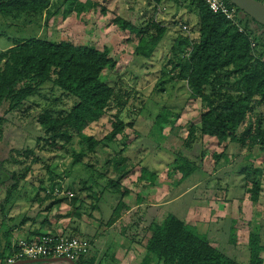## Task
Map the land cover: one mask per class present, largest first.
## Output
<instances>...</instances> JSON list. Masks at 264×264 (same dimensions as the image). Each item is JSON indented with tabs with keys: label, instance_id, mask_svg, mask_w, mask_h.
Here are the masks:
<instances>
[{
	"label": "trees",
	"instance_id": "obj_1",
	"mask_svg": "<svg viewBox=\"0 0 264 264\" xmlns=\"http://www.w3.org/2000/svg\"><path fill=\"white\" fill-rule=\"evenodd\" d=\"M188 2L197 18V36L194 40L182 36L177 45H171L161 70V82L165 80L164 83L170 82L172 86L183 82L188 97L199 99L202 104L198 128L191 126L188 130L190 136L193 130L198 132L191 143L202 142L204 136L215 138L219 144L229 138L228 142L239 147L248 146L247 149L251 150L257 146L264 150V26L257 23L259 26L254 24L256 28L252 29L248 21L254 20L249 16L245 21L241 19L240 26H237L222 14L213 13L202 0ZM149 4L152 11L165 4H176L178 8L182 6L180 0H150ZM91 9L107 16V7L98 0H0V37H5L10 43L0 50V144L4 142V129L9 117L24 105L32 103L34 97L43 94L50 98L51 103L60 102L63 98L71 103L66 109H54V106L40 111L38 123L42 135L36 138L39 147L8 146L0 161V186L5 187L0 204L2 215L12 206L20 182L26 183L31 167L45 159L41 154L44 151L54 153L55 157L67 156L70 167L80 163V168H69L67 171L71 180L68 185L76 178L73 173L76 171L84 179L78 192L85 193L80 198L81 204L85 199L91 210L96 207L95 203L103 191L124 195L129 192L121 188L119 181L129 174L134 161L120 151L108 154L101 169L97 167L99 160L96 156L99 151L108 153V145L126 126L133 127L144 107L143 100H138L141 96L122 80L111 86L101 79L102 72L115 65L109 48L97 49L69 41L55 42L37 32L41 21L45 26L60 11L63 17L74 13L79 18ZM152 19L149 16L143 22H135L117 14L111 23L127 31L129 38L136 35L135 54L149 59L169 29ZM150 29L153 33L146 39ZM184 48H189L188 54H185ZM168 115V109H161L153 117L151 128L161 130ZM170 123L175 124L174 121ZM101 126L105 128L103 133H89ZM108 126L110 129L107 130ZM188 143V138L182 141L184 146ZM173 150L179 162L175 170L181 173L178 182H182L199 167L196 161L180 155V150ZM205 154L206 149L202 148L200 155ZM220 156L228 162L224 153L213 154L216 160ZM248 156L249 153L246 158ZM109 165L116 178L108 176ZM215 165L218 166L219 162ZM251 167L248 163L240 173L245 174L246 183L251 182L252 201H255L261 191L262 174ZM47 171L50 190L43 188L46 193L36 195L37 205L23 216L18 225L25 234L24 239L45 234L41 229L50 226L53 207L63 202L61 197L53 195L58 183L52 179V172ZM143 173L140 178H147L146 172ZM148 176L153 183L154 173H148ZM100 178L106 179V184L102 190L93 191ZM85 181L92 184L86 186ZM126 210L128 207L119 199L106 225L115 223ZM29 221L31 224L27 225ZM4 223L0 221V264H5L16 250L11 242L12 225ZM147 230L150 236L140 264H242L226 256L205 235L198 234L191 225L175 215L167 214L159 223H151ZM233 238L231 242H234ZM247 247L248 264H264L260 256L264 245L259 233H248ZM74 263L100 264V260L87 254L78 257Z\"/></svg>",
	"mask_w": 264,
	"mask_h": 264
},
{
	"label": "rangeland",
	"instance_id": "obj_2",
	"mask_svg": "<svg viewBox=\"0 0 264 264\" xmlns=\"http://www.w3.org/2000/svg\"><path fill=\"white\" fill-rule=\"evenodd\" d=\"M149 1L98 0L107 7L108 13L105 17L99 10L92 9L79 18L74 13L63 17L60 11L57 16L49 19L45 26L44 21H41V27L37 29L38 35H44L55 42L69 41L75 45L94 46L97 49L109 48V55L115 65L112 69L107 67L102 72L101 79L111 86L122 80L141 96L138 100H143L144 107L136 118V123L133 127L126 126L116 140L108 145V153L99 151L96 156L99 160L97 167L101 169L108 154L113 155L120 151L122 155L134 161L135 165L125 181V186L132 187V194L123 195L121 192L103 191L95 203L96 207L91 210L85 199L83 205L81 204L80 198L85 193L78 192L84 179L76 171L73 172L76 178L71 185H68L70 178L67 171L69 168L71 170L80 168V163L70 167L67 156L55 157L54 153L44 151L41 154L45 159L31 167L25 184H22L24 181L20 182L18 187L20 189L13 196L12 206L5 210L4 215L0 211V221L3 220L6 224L12 225L11 242L25 236L18 225L23 216L37 205L36 195L43 196L46 193L42 190L43 188L50 190L47 171L49 170L52 172V179L58 183L53 190V195L61 197L63 202L53 207L50 226L41 229V232L83 237L85 236L83 233H88V228L94 223H100L99 227L103 229L105 219L111 215L118 199H124L125 203L132 207V214L130 213L126 219L130 222L129 227L131 224L129 237L139 240L143 235L144 240L146 233L150 236L147 227L151 223H159L167 214H172L191 225L198 234L205 235L210 243L229 258L248 264V233L250 231L259 233L264 245V150H260L257 146L251 150L247 149L248 146L239 147L237 144L228 142L229 138L223 144H219L215 138H211L206 143L198 141L191 143L198 132L193 130L194 134L190 136L188 130L191 126L193 129L198 128L202 104L199 99L188 97L183 82L173 86L170 82L164 83L165 80L161 82V70L170 54L171 45H177L178 39L182 36L190 37L192 40L197 36V18L189 6V0H180L182 5L180 8L176 4H165L164 7L156 8L154 11L151 10ZM259 1L264 4V0ZM117 14L135 22L141 20L143 22L147 17L152 16V20L156 19L168 26L165 37L149 59L135 54L138 42L136 35L129 38L127 31L111 23ZM247 17L248 15L242 11L239 12V18L242 20L245 21ZM248 22L252 29L256 28L254 24L259 26L251 19ZM182 25H186L187 29L184 30ZM24 31L28 32L27 29ZM152 33L153 30L150 29L145 38L149 39ZM9 44L5 37H0V50L5 49ZM184 49H186L185 54H188L189 48ZM32 101L9 117V122L4 129V142L0 144V161L10 145L30 149L39 147L36 138L42 133L38 116L43 108L56 106L54 109H66L71 104L70 100L64 98L60 102L51 103L50 98L43 94L34 97ZM163 108L169 110V115L167 121L161 126V130L156 131L151 128L154 122L153 117ZM172 121L175 123L174 126L170 123ZM104 131L105 128L101 126L91 129L89 133ZM185 138L189 139V146L182 144ZM226 143H228L227 146H225ZM202 148L206 149L204 156L200 155ZM173 149L180 150V155L196 161L199 167L198 171L182 182H178L181 173L175 170L179 162L176 160L177 154ZM222 153L228 157V162H224L222 156L218 160L213 157V154ZM247 153L249 156L246 158ZM91 161L94 162L93 158ZM216 162H219L218 166L215 165ZM248 163L251 164L252 169H257L262 174L261 191L255 201H252L251 182L246 183L245 174L240 173ZM107 168L109 171L107 175L116 178L112 167L109 165ZM208 171L211 172L208 173ZM143 172H146L147 178H140L144 175ZM148 173H154L153 183ZM201 176L205 178L198 181ZM105 180L98 179L99 185L97 188L94 187L93 191L102 190V186L106 184ZM91 184V181H85L86 186ZM166 185H171V188H167ZM4 191L5 187L0 186V204L4 199ZM138 193L141 196L138 195L137 198ZM191 205L199 209L193 213L194 215L190 214L189 206ZM30 224L31 221L27 222V225ZM114 233L115 229L107 230L106 240L111 239L112 243ZM231 238L234 242H231ZM136 252L138 256L142 255L144 248L143 251L136 250ZM260 256L264 260V251L260 252ZM99 258L100 264H112L103 254ZM56 263L66 264L64 262L32 264Z\"/></svg>",
	"mask_w": 264,
	"mask_h": 264
},
{
	"label": "built area",
	"instance_id": "obj_3",
	"mask_svg": "<svg viewBox=\"0 0 264 264\" xmlns=\"http://www.w3.org/2000/svg\"><path fill=\"white\" fill-rule=\"evenodd\" d=\"M213 13L222 14L229 22L240 26V10L226 0H202ZM182 28L187 29L186 25ZM15 253L7 259V263H14L24 259L66 258L75 261L80 256L89 253L91 244L86 238L76 235H58L47 233L34 239H16L12 242Z\"/></svg>",
	"mask_w": 264,
	"mask_h": 264
},
{
	"label": "crops",
	"instance_id": "obj_4",
	"mask_svg": "<svg viewBox=\"0 0 264 264\" xmlns=\"http://www.w3.org/2000/svg\"><path fill=\"white\" fill-rule=\"evenodd\" d=\"M209 140H211V137L204 136L202 139V142L206 143ZM205 147H207V146H205ZM202 166H203V164H202ZM210 172L211 171H208V173H210ZM204 178L201 176L198 179V181L199 180L201 181ZM126 180H127V176H125L124 178H122L120 180L119 185L121 186V188H122V186H123V188H126L129 191L128 194L131 195L133 189H132V187L125 186ZM194 183H193V185H194ZM166 187L171 188V185H166ZM179 194H180V192H179ZM138 195H139V197L141 196L138 193L137 198H138ZM121 201L128 207V210L122 212L121 217L115 223L107 226L106 225L107 219H105V223H104L105 226L103 227V229H101L99 227L100 223H94V224L90 225L91 226L90 228H88V230H89L88 233L87 232L83 233V235H85V236H83V238L88 239L90 241V244H91V248H90V251L88 254L95 255L98 260H100L99 256L103 254L104 257H107L108 259H110V261H111L110 263H112V264H140L143 256L145 255V245H146L147 239L149 238V235L146 233L145 234L146 238H144V240L142 238L143 235L140 237L139 240L133 239V237H129V236H131V224L129 227L130 222H129V220H126V219L130 215L132 207H129V205L127 203H125L124 199H121ZM193 201H195V200H193ZM189 208H190V211L192 212V213L190 212V214H193L199 210L196 206L194 207L193 205L189 206ZM195 208H197V209H195ZM93 222H95V221H93ZM109 229H115V233L112 236V240H113L112 243H111V239L106 240L105 232H107V230H109ZM22 234H24V233H22ZM45 234H47V232ZM19 238H21V237H18V239ZM143 248H144V253L142 255L138 256L136 250L143 251ZM100 252H101V254H100ZM139 257H140V259H139ZM138 260H139V262H138ZM58 262H64V261H58ZM64 263H66V262H64ZM56 264H58V263H56ZM60 264H62V263H60ZM66 264H68V263H66Z\"/></svg>",
	"mask_w": 264,
	"mask_h": 264
},
{
	"label": "water",
	"instance_id": "obj_5",
	"mask_svg": "<svg viewBox=\"0 0 264 264\" xmlns=\"http://www.w3.org/2000/svg\"><path fill=\"white\" fill-rule=\"evenodd\" d=\"M240 11L252 18L256 23L264 26V4L257 0H227ZM64 261L68 264H75L74 261L66 258H49V259H24L18 260L14 263L5 264H32L38 262H58Z\"/></svg>",
	"mask_w": 264,
	"mask_h": 264
}]
</instances>
